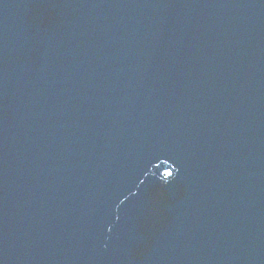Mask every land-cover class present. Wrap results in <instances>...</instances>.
<instances>
[{"label":"water","instance_id":"obj_1","mask_svg":"<svg viewBox=\"0 0 264 264\" xmlns=\"http://www.w3.org/2000/svg\"><path fill=\"white\" fill-rule=\"evenodd\" d=\"M0 264H264V0H0Z\"/></svg>","mask_w":264,"mask_h":264}]
</instances>
